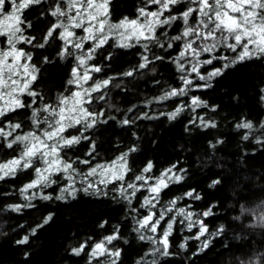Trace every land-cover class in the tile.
<instances>
[{"label":"trees","instance_id":"1","mask_svg":"<svg viewBox=\"0 0 264 264\" xmlns=\"http://www.w3.org/2000/svg\"><path fill=\"white\" fill-rule=\"evenodd\" d=\"M51 2L47 0V3L25 10V18L32 23L27 34L36 36L37 42H42L40 37L53 20L47 15ZM139 6H142L141 0H113L110 6L112 20L118 21L125 16L133 18ZM180 30L178 22L167 30L168 36L179 34ZM61 45L59 39L50 41L42 49L22 45L32 53V62L40 69L34 88L48 103H52L61 93L68 94L66 89H74L67 81L71 79V68L75 61L72 57L60 58ZM141 51L139 46L132 49L106 46L98 50L95 62L103 66L104 71L93 73L94 78L116 76L113 84L120 87L110 85L105 100H94L93 107L97 112L103 110L105 118L114 119H108L106 124H98L86 135L95 141L96 160L100 162L112 160L135 147L137 150L130 153L128 160L132 172L137 175L149 161L154 165L151 173L154 176L175 165L173 170L183 179L161 193L157 208L183 196L176 207L192 211L195 214L193 220L202 219L208 233L199 240L194 239L199 226L189 231L187 222L181 225L179 221L182 217L176 216L177 223L169 237L170 255L157 254L153 257L150 253L155 246L148 240H140L141 233L135 231L138 227L136 220L146 215L147 211H132L133 208H140L143 197L148 193H137V198L129 206L117 192L112 191L113 185L104 190L107 195L77 191L74 198L65 193L66 198L58 200L56 196L60 194V188L68 183L61 180L43 189L44 194L53 197L51 200L37 196L30 202L34 207H22L20 212H15L9 205L29 203L20 193V189L34 177L29 169L18 172L15 177L0 180V264H88L92 242L111 235L115 228L119 229L120 238L108 247L114 245L120 249L117 264H137L138 261L145 264L153 259L157 264H240V261L255 264L257 260L264 264V222L258 219L264 213V127H261L264 124V100L261 99L264 96V58H254L228 68L222 76L210 81L211 87L194 88L187 96L157 103L155 97L182 84L179 79L181 73L172 62L179 46L178 43L174 44L172 49L166 51L154 47L152 52L163 56V62L156 61L136 72L133 77H123L122 73L141 62ZM109 53L111 60H105ZM216 54L235 55L226 50ZM151 56L152 53H149L150 59ZM44 57L48 58L47 63ZM222 63L213 61L212 65H205L200 71L207 75L213 68L221 67ZM153 68L155 71H152ZM195 82L205 83L199 80ZM191 96H199L207 102L208 107L197 108L193 112L187 107ZM149 101L153 103L149 104ZM182 103L186 106L185 110L175 119L161 115L174 111ZM129 108H132L131 112ZM145 112L157 118L140 119ZM28 115L30 112L22 110L11 118L14 122H24V131H28L31 127L27 123ZM195 117L212 120L216 127H201L199 121L192 123ZM124 118L134 123L123 125L121 121ZM247 121L252 122V129L237 127ZM245 135L249 137L247 140L243 139ZM257 140L261 143H257ZM88 151L89 141H82L69 155L84 159ZM14 155L16 153L12 150L0 147V160L10 159ZM79 168L81 171L87 170L84 165H79ZM132 172L128 180L132 178ZM214 181L219 182L214 184ZM75 186L77 189L82 187L79 177ZM32 191L39 192V189L30 190L28 194ZM189 191H193L194 196L199 195L200 199L184 196ZM210 208L212 215H199ZM50 213L53 215L52 221L31 235V230ZM168 215H175V210ZM165 226L162 223L161 230ZM221 226L223 231L219 235H210ZM143 234L154 235L150 232ZM25 235H29L28 243L17 244L16 241ZM156 235L158 237V233ZM206 240L209 241L208 247L200 251ZM85 241L89 244L85 251L80 256L72 254L71 249ZM185 243L186 247H180ZM92 264L98 262L93 260Z\"/></svg>","mask_w":264,"mask_h":264},{"label":"snow or ice","instance_id":"2","mask_svg":"<svg viewBox=\"0 0 264 264\" xmlns=\"http://www.w3.org/2000/svg\"><path fill=\"white\" fill-rule=\"evenodd\" d=\"M112 2L113 0H52L48 4L47 15L53 20L40 37L42 42H37L36 36L27 34V30L32 28V23L25 18L24 13L34 6L47 3V0H0V147L16 153L10 159L0 160V180L15 177L18 172L29 169L34 174L33 179L20 189L21 195L29 203L9 205L15 212H20L22 207H34L30 202L37 196L43 200H51L53 197L44 194L43 189L58 184L61 180L68 183L60 188V194L56 196L58 200H64L65 193L74 198L77 191L107 195L104 190L113 185L112 191L117 192L131 206L133 199L137 198V193L146 191L148 195L143 197L140 208L132 209L136 213H139L140 209L147 211L146 215H141L136 220L138 227L135 231L141 233L140 240H148L155 246L150 253L153 257L157 254L168 256L169 237L177 223L176 216L182 217L179 221L181 225L187 222L189 231L194 226H199L194 239L199 240L209 230L202 219L193 220L195 214L192 211L185 207H176L177 201L183 199V196L157 208L161 193L183 179L182 175L173 170L175 165L154 176L151 174L154 165L149 161L137 175L132 172L128 160L130 153L137 150L135 147L112 160H96L98 153L95 141L86 133L98 124H106L108 119L114 117L105 118L104 111L97 112L93 102L105 100L110 85L120 87L119 84H113L116 76L94 78L93 73L104 71V67L95 62L96 54L106 46L122 49L139 46L142 49L141 62L135 68L122 73L123 77H133L136 72L148 68L156 61H164L163 56L152 52L154 47L166 51L178 43L179 51L172 58V62L181 73L179 79L182 84L179 88L165 90L162 95L155 97L154 101L159 103L173 97H184L194 88L211 87L210 81L213 78L222 76L225 70L236 64L254 58H264V0H141L142 6L137 7L133 18L125 16L118 21L112 20ZM178 22L181 25L179 34L168 36L167 30ZM57 39L62 42L58 53L60 58L72 57L75 61L71 68V79L67 81L74 89H66L68 94L61 93L52 103H48L34 88L40 69L32 62V53L26 51L23 46L42 49L50 41ZM222 50L235 55L216 54ZM149 53H152L151 59ZM111 58V53L104 57L105 60ZM213 61L224 63L203 75L201 68L212 65ZM44 62H48L47 57H44ZM152 71H155V68ZM196 80L205 83L197 84ZM261 99L264 100V96ZM185 107L182 103L174 111L161 115H167L173 120ZM187 107L195 112L197 108H207L208 105L199 96H191ZM22 110L30 112L26 118L31 126L28 131H24V122H14L11 118ZM128 111L131 112L132 108ZM139 118L157 117L149 116L145 112ZM197 121L199 126L204 128L216 127L212 120H205L204 117H195L192 123ZM121 123L129 125L134 121L124 118ZM237 127L252 129L253 124L247 121ZM261 127H264V124ZM248 138V135L243 137L245 140ZM82 141H89L86 158H73L69 152L75 151ZM257 143L261 141L257 140ZM79 165L86 166L87 170L81 171ZM130 172L132 178L128 180ZM78 177L82 185L80 189L75 186ZM34 189H39V192L32 191L29 195L30 190ZM184 196L200 199L199 195L194 196L193 191L185 193ZM174 210L175 215L169 216ZM212 214L210 208L199 215L208 217ZM52 219L53 215L48 214L41 224L31 230V235H35L38 228H43ZM258 219L264 222V213ZM162 223L166 226L161 230ZM222 231L221 226L216 233L210 235H219ZM143 232L154 235L146 236ZM119 238V229L115 228L111 235L98 242H92L88 264H92L93 260L98 264H117L120 249L114 245L111 248L108 246ZM28 241L29 235H25L16 243L26 244ZM208 245L209 241H204L200 251ZM88 246L85 241L79 247L72 248L71 252L80 256ZM180 247H186V243ZM101 257L104 259L100 260ZM137 264H140V261ZM145 264H157V261L153 259ZM240 264L244 262L240 261ZM255 264H261V261L257 260Z\"/></svg>","mask_w":264,"mask_h":264}]
</instances>
